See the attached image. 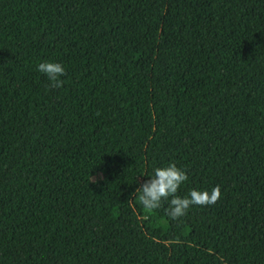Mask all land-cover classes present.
<instances>
[{"label":"trees","instance_id":"1","mask_svg":"<svg viewBox=\"0 0 264 264\" xmlns=\"http://www.w3.org/2000/svg\"><path fill=\"white\" fill-rule=\"evenodd\" d=\"M0 264H264V0H0Z\"/></svg>","mask_w":264,"mask_h":264},{"label":"clouds","instance_id":"2","mask_svg":"<svg viewBox=\"0 0 264 264\" xmlns=\"http://www.w3.org/2000/svg\"><path fill=\"white\" fill-rule=\"evenodd\" d=\"M37 67L38 71L48 77L51 87L59 88L62 86L63 80L60 77L64 75L65 68L61 63L44 61ZM97 177L90 176V181L99 183L103 179L102 174L98 173ZM187 180L186 172L175 164L157 167L149 179H145L142 182L137 181L139 183V202L145 209L153 210L160 208L162 201H168L170 206L166 209V214L172 219H177L186 215L187 210L192 205H211L220 198L219 185L213 187L210 192L194 189L190 191L187 197L178 196L179 186Z\"/></svg>","mask_w":264,"mask_h":264}]
</instances>
